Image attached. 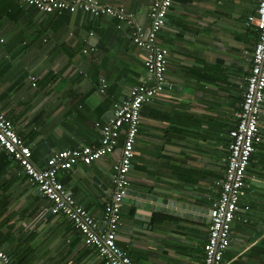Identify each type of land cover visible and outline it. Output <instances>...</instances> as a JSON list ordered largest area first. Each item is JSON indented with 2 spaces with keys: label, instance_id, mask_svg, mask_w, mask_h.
<instances>
[{
  "label": "crops",
  "instance_id": "1",
  "mask_svg": "<svg viewBox=\"0 0 264 264\" xmlns=\"http://www.w3.org/2000/svg\"><path fill=\"white\" fill-rule=\"evenodd\" d=\"M100 1L122 5L136 23L149 25L152 0ZM257 1L172 0L156 37L168 50L166 84L141 107L115 239L134 264H202L209 209L258 36L247 22L256 15ZM147 78L143 50L126 22L0 0V111L30 144L36 167L55 151L98 144L99 126L111 119L113 104ZM259 129L262 140L247 166L224 264H264V102ZM117 155L58 174L101 228ZM50 205L0 147V248L17 264H103L66 216L44 218ZM150 205L170 212L150 211Z\"/></svg>",
  "mask_w": 264,
  "mask_h": 264
},
{
  "label": "built area",
  "instance_id": "2",
  "mask_svg": "<svg viewBox=\"0 0 264 264\" xmlns=\"http://www.w3.org/2000/svg\"><path fill=\"white\" fill-rule=\"evenodd\" d=\"M46 13L61 14L77 10L92 15H110L126 22L131 27L133 42L143 50V64L147 80L129 89L121 103H114L112 117L99 126L100 137L96 145L65 148L48 156L43 167L32 161L30 144L16 132L13 122L0 111V147L16 161L36 185L41 194L51 202L55 214L66 216L80 233L83 242L93 246L103 264H134L131 257L116 244V233L122 223L121 205L129 186V173L133 156V140L141 121L140 111L144 103L163 90L166 84L168 50L157 44V33L165 22L172 0H152L148 8L149 25L142 27L135 22L133 14L122 5L104 4L100 0H21ZM254 24L257 40L251 54L250 73L245 78V88L239 103L237 120L229 130L230 142L225 158L223 178L218 182L217 196L210 205V222L207 238L203 244L202 264H224V250L230 243L231 222L239 217L240 198L246 187V170L255 145L262 140L259 132V117L264 102V0L257 1L256 15L248 16ZM93 46H89L91 52ZM86 51V49H84ZM34 84L36 77L30 76ZM105 79L99 90L105 91ZM122 137V138H121ZM121 138V141H120ZM118 152L112 164L110 196L104 202L103 227L87 209L76 203L71 193L59 180L62 170L75 164H90L103 155ZM243 208L247 209L248 206ZM0 264H17L0 248Z\"/></svg>",
  "mask_w": 264,
  "mask_h": 264
},
{
  "label": "water",
  "instance_id": "3",
  "mask_svg": "<svg viewBox=\"0 0 264 264\" xmlns=\"http://www.w3.org/2000/svg\"><path fill=\"white\" fill-rule=\"evenodd\" d=\"M128 191H130V189H128ZM154 201H156V200H160L159 198L157 199V198H152ZM141 206H143V204H140ZM163 210V211H169V210H166V208H161V207H156L155 205H150V211H152V210ZM170 212V211H169ZM172 212V211H171ZM209 213H210V209H209ZM43 216H44V218H46V219H48L50 216H53V215H56L55 213H53L52 212V210H51V208H48V209H46V210H44V212H43V214H42ZM186 216V215H185ZM209 221H210V218H209Z\"/></svg>",
  "mask_w": 264,
  "mask_h": 264
},
{
  "label": "trees",
  "instance_id": "4",
  "mask_svg": "<svg viewBox=\"0 0 264 264\" xmlns=\"http://www.w3.org/2000/svg\"><path fill=\"white\" fill-rule=\"evenodd\" d=\"M259 132H260V129H259ZM261 134V133H260ZM261 136H262V134H261ZM122 138V137H121ZM121 138H120V141H121Z\"/></svg>",
  "mask_w": 264,
  "mask_h": 264
}]
</instances>
